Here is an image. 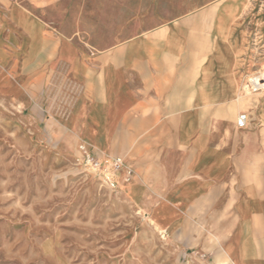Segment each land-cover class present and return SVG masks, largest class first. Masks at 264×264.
Listing matches in <instances>:
<instances>
[{
    "label": "crops",
    "instance_id": "0c3cea01",
    "mask_svg": "<svg viewBox=\"0 0 264 264\" xmlns=\"http://www.w3.org/2000/svg\"><path fill=\"white\" fill-rule=\"evenodd\" d=\"M87 3L0 0V92L45 86L52 156L123 158L120 200L192 264H264V41H218L215 0Z\"/></svg>",
    "mask_w": 264,
    "mask_h": 264
},
{
    "label": "rangeland",
    "instance_id": "374dc122",
    "mask_svg": "<svg viewBox=\"0 0 264 264\" xmlns=\"http://www.w3.org/2000/svg\"><path fill=\"white\" fill-rule=\"evenodd\" d=\"M81 2L69 0L71 13ZM215 6L218 41H264V0H215ZM257 76L264 78V65L248 77L246 95ZM36 86L27 88V103L0 92V264H192L153 222L129 212L117 189L76 159L63 164L52 156L45 135L60 130L45 124L47 102L40 99L48 92ZM20 121L37 123L43 142Z\"/></svg>",
    "mask_w": 264,
    "mask_h": 264
},
{
    "label": "built area",
    "instance_id": "2783aa9c",
    "mask_svg": "<svg viewBox=\"0 0 264 264\" xmlns=\"http://www.w3.org/2000/svg\"><path fill=\"white\" fill-rule=\"evenodd\" d=\"M260 84L264 85V81L261 80L258 84H252L251 82L252 88L249 89V91L252 93L259 92L264 88ZM248 88L249 86H247V89ZM247 123L248 114L241 113L237 119V126L243 129L247 126ZM78 151L79 156L76 159L77 164L112 190L118 189L120 177L124 183H129L133 178L134 173L132 169L127 166L125 160L121 157L96 155L85 144H80Z\"/></svg>",
    "mask_w": 264,
    "mask_h": 264
},
{
    "label": "bare ground",
    "instance_id": "6f19581e",
    "mask_svg": "<svg viewBox=\"0 0 264 264\" xmlns=\"http://www.w3.org/2000/svg\"><path fill=\"white\" fill-rule=\"evenodd\" d=\"M261 80L264 81V78L262 76L258 77V82L261 81ZM260 85L264 87V85H262V84H260Z\"/></svg>",
    "mask_w": 264,
    "mask_h": 264
}]
</instances>
